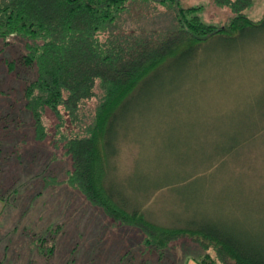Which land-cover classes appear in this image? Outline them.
<instances>
[{
  "label": "trees",
  "instance_id": "obj_1",
  "mask_svg": "<svg viewBox=\"0 0 264 264\" xmlns=\"http://www.w3.org/2000/svg\"><path fill=\"white\" fill-rule=\"evenodd\" d=\"M134 1L169 9L173 25L163 31L121 30L118 22L122 13ZM253 2L215 0L231 12L229 21L218 27L202 20L200 5L183 7L179 0H0V47L6 51L3 65L5 73L18 76L14 82L20 83L21 102L14 109L9 94L2 90V95L7 94V104L0 109L2 205L25 214L10 201L9 185L13 186L11 190L19 189L29 180L35 182L36 177L43 181L51 176L50 163L56 157L48 145L43 146L47 156H42L47 137L43 112L47 109L61 121L62 109L76 118L79 104L95 97L98 86L101 96L92 122L83 135L61 137L60 148L66 159V187L110 221L107 232L102 231L110 244L98 239V234L94 236L96 244L81 252L78 238L69 236L61 249L66 252L69 248L78 259L82 255L81 264H99L96 258L104 252L105 258L114 255L116 259L109 260L115 264H185L189 260L196 264H264V244L216 221L192 219L183 226H163L147 219L141 204L105 185L102 149V144L109 148L108 134L129 95L168 58L191 52L214 36L234 38L248 30H263L264 13L258 20L244 13ZM103 33L106 36L101 38ZM50 145L57 147L54 142ZM20 147L27 156L17 152ZM24 158L26 164H19ZM5 190L8 194H3ZM68 200L65 196V206ZM32 218L17 216L18 220L12 219L7 225L0 236L1 260L6 258L3 261L8 264H50L43 259L59 249L65 228L62 230L58 220L41 227L37 222L30 223ZM103 242L108 248H102ZM10 246L15 251L13 259L6 255Z\"/></svg>",
  "mask_w": 264,
  "mask_h": 264
},
{
  "label": "rangeland",
  "instance_id": "obj_2",
  "mask_svg": "<svg viewBox=\"0 0 264 264\" xmlns=\"http://www.w3.org/2000/svg\"><path fill=\"white\" fill-rule=\"evenodd\" d=\"M179 1L183 7L200 5L202 20L218 27L231 16L229 8L215 0ZM244 13L260 19L264 0H254ZM171 17L165 7L134 1L118 25L126 32L163 31L173 25ZM5 56L0 47V109L7 104L2 90L16 109L21 104L20 83L14 82L18 76L5 73ZM133 91L108 134L109 148L102 144L104 183L109 190L141 204L146 218L156 224L183 226L187 220H213L264 244V29L248 30L234 38L214 36L191 52L168 58ZM95 92V97L79 104L76 118L62 109L61 121L49 110L43 112L47 137L42 156L52 150L56 161L50 163L51 176L47 174L50 177L45 180L36 177L35 182L29 180L13 190L9 185L10 201L25 214L19 215L11 205L6 208L0 200V236L17 216H33L29 222L41 227L52 220L62 222L65 233L59 249L43 259L50 264H81L82 255L78 259L69 248L61 249L69 236L78 238L81 252L96 244L98 234V239L109 241L102 231L107 232L110 221L66 187V159L60 148L61 137L83 135L92 122L101 96L98 86ZM50 142L57 144L56 149ZM17 152L27 156L21 147ZM22 162L26 164L25 158ZM65 196L69 198L66 206ZM104 242L102 248L107 247ZM13 252L8 247L7 257L13 259ZM103 254L96 258L99 264H115L109 260L114 255L105 258ZM3 260L0 264H8Z\"/></svg>",
  "mask_w": 264,
  "mask_h": 264
},
{
  "label": "crops",
  "instance_id": "obj_3",
  "mask_svg": "<svg viewBox=\"0 0 264 264\" xmlns=\"http://www.w3.org/2000/svg\"><path fill=\"white\" fill-rule=\"evenodd\" d=\"M186 264H196V263L194 261H192V260H189V261L186 262Z\"/></svg>",
  "mask_w": 264,
  "mask_h": 264
}]
</instances>
